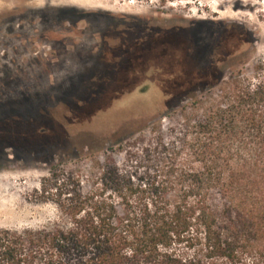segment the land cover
I'll use <instances>...</instances> for the list:
<instances>
[{"label": "rangeland", "instance_id": "obj_1", "mask_svg": "<svg viewBox=\"0 0 264 264\" xmlns=\"http://www.w3.org/2000/svg\"><path fill=\"white\" fill-rule=\"evenodd\" d=\"M164 49L182 65L153 59ZM225 59L218 85L175 88ZM263 61L264 0H0V227L57 219L36 199L53 173L157 168L159 137Z\"/></svg>", "mask_w": 264, "mask_h": 264}, {"label": "trees", "instance_id": "obj_2", "mask_svg": "<svg viewBox=\"0 0 264 264\" xmlns=\"http://www.w3.org/2000/svg\"><path fill=\"white\" fill-rule=\"evenodd\" d=\"M164 51L153 59L174 60ZM225 63L175 88L218 85ZM256 68L159 137L157 168L122 172L108 156L87 179L53 173L36 199L57 219L0 227V264H264V61Z\"/></svg>", "mask_w": 264, "mask_h": 264}, {"label": "flooded vegetation", "instance_id": "obj_3", "mask_svg": "<svg viewBox=\"0 0 264 264\" xmlns=\"http://www.w3.org/2000/svg\"><path fill=\"white\" fill-rule=\"evenodd\" d=\"M176 51H179V50H176ZM172 52V51H171ZM163 53H165V51L163 50ZM173 53V52H172ZM175 53V52H174ZM173 61V60H172ZM174 65H182V61H181V59H176V60H174L173 62H172ZM182 69V68H181ZM170 75H172V73H170ZM173 76V75H172ZM196 76H199V77H201L200 75H196ZM196 76H194V77H196Z\"/></svg>", "mask_w": 264, "mask_h": 264}, {"label": "bare ground", "instance_id": "obj_4", "mask_svg": "<svg viewBox=\"0 0 264 264\" xmlns=\"http://www.w3.org/2000/svg\"><path fill=\"white\" fill-rule=\"evenodd\" d=\"M130 2H134L135 0H129Z\"/></svg>", "mask_w": 264, "mask_h": 264}]
</instances>
